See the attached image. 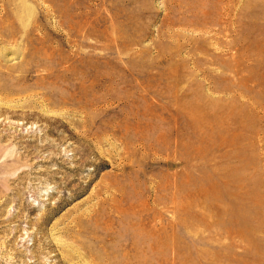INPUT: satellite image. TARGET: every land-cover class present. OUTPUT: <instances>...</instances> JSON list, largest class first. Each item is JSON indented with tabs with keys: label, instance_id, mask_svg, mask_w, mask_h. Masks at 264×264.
Segmentation results:
<instances>
[{
	"label": "rangeland",
	"instance_id": "374dc122",
	"mask_svg": "<svg viewBox=\"0 0 264 264\" xmlns=\"http://www.w3.org/2000/svg\"><path fill=\"white\" fill-rule=\"evenodd\" d=\"M0 264H264V0H0Z\"/></svg>",
	"mask_w": 264,
	"mask_h": 264
},
{
	"label": "bare ground",
	"instance_id": "6f19581e",
	"mask_svg": "<svg viewBox=\"0 0 264 264\" xmlns=\"http://www.w3.org/2000/svg\"><path fill=\"white\" fill-rule=\"evenodd\" d=\"M136 238V237H135ZM141 242V241H140ZM144 256V255H143ZM147 257V256H146Z\"/></svg>",
	"mask_w": 264,
	"mask_h": 264
}]
</instances>
